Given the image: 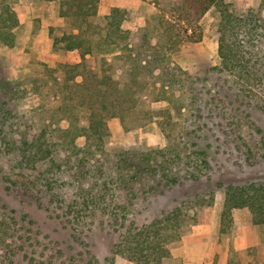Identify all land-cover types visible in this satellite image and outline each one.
Here are the masks:
<instances>
[{
	"label": "trees",
	"instance_id": "16d2710c",
	"mask_svg": "<svg viewBox=\"0 0 264 264\" xmlns=\"http://www.w3.org/2000/svg\"><path fill=\"white\" fill-rule=\"evenodd\" d=\"M50 1L58 2L59 15L67 22L54 47L77 50L81 59L54 66L37 62L35 91L48 124L25 126L17 136V108L2 112L0 175L8 189L19 186L32 197L40 184L47 206L74 229L77 244L87 243L85 233L93 226L117 233L111 254L92 264H113L118 255L137 264H162L172 254L171 244L203 221L214 202L216 188L193 191L192 184L216 177V187L226 196L221 237L231 235L227 226L233 208H244L253 224L264 226V180L232 181L221 176L226 163L220 164L224 158L234 167H264V122L252 117L254 108H264V3L243 11L227 0H156L162 7L147 13L144 26L126 29V8L100 15L99 0ZM2 2L0 44L14 47L20 20L13 4ZM213 6L221 62L191 73L172 56L185 39H202L199 22ZM91 55L101 57L100 71L88 64ZM212 72L223 83L204 97L198 82ZM158 102L163 105L155 107ZM110 117L119 118L127 130L160 119L168 145L143 151L149 165L135 171L129 150L118 153L111 170L93 168L90 159L100 160L111 136ZM63 120L69 121L67 128L59 125ZM80 136L87 138L86 148L77 147ZM65 167L74 170L68 184L59 176ZM21 177L27 180L18 181ZM140 185L142 191L137 190ZM178 188L182 196L171 208L151 221L136 218L139 197L144 202L140 211H148L152 195ZM23 237L0 251V264H76L71 257L62 259L61 247L52 250L44 244L39 252L31 249L38 244L30 236Z\"/></svg>",
	"mask_w": 264,
	"mask_h": 264
},
{
	"label": "rangeland",
	"instance_id": "374dc122",
	"mask_svg": "<svg viewBox=\"0 0 264 264\" xmlns=\"http://www.w3.org/2000/svg\"><path fill=\"white\" fill-rule=\"evenodd\" d=\"M7 1L13 4L20 25L15 29L16 43L14 47L0 44V116L4 110H11L10 108L15 105L18 136L20 130H23L25 126L28 128L30 125L42 127L49 123L47 112L43 110L40 97L35 91L34 76L36 70L39 69L37 62H46L52 66L61 62L76 63L80 61L81 55L77 50L67 51L62 47L55 48L53 45L55 38L61 37L67 30L66 19L59 15L57 1ZM155 1L99 0V13L100 15L108 14L114 7L126 8L129 13L124 27L135 29L146 24L147 13L159 11L162 7ZM227 1L236 2L243 11L257 9L264 3V0ZM2 3H0V11ZM216 17L217 8L213 6L199 22L202 39L193 41L195 37L193 40L182 41L172 56L175 64L191 73H198L220 64L219 39L215 32ZM186 22L185 20L178 21L183 26H186ZM180 26L178 25L177 28ZM87 59L88 64L94 70H101L102 59L100 56L91 55ZM206 77L203 76L198 82V88L202 90L204 97L209 95V90L214 91L219 84L223 83L221 75L217 72L207 74ZM77 80L81 81L82 76H78ZM153 105L159 107L163 104L158 102ZM230 108L232 109L233 106ZM173 111L176 113L175 108ZM252 117L260 123L264 122V108L261 112L254 108ZM68 122V120H63L59 125L67 128ZM57 125L54 124L52 127ZM108 125L111 136L105 143L104 151L98 156L100 160L90 159L93 168L96 164L105 170L107 168L111 170L115 165L118 153L129 150L132 155L130 162L135 171L139 166L149 165L143 159L141 154L143 151L165 148L169 142L165 132L161 129L160 119L157 118L143 127L130 130L125 129L117 117H110ZM76 145L78 148H86L87 138L85 136L78 137ZM42 163L45 166V163ZM223 163H226L221 171V176L224 178L235 182L253 178L259 181L264 180V167L262 166L234 167L224 158L220 160V164ZM73 174L74 170L65 167L59 174L60 181L66 184L72 182ZM21 178L18 181L27 180L24 177ZM216 179L217 177L211 182L203 181L192 184L191 190L193 191L200 190L202 192L210 189L215 191L216 188L214 202L206 210L203 221L194 225L191 231L171 244L172 254L164 258L162 264H172L169 261L171 259L174 260L173 264H264V226L253 224L244 208L232 209V222L227 226L231 235L221 237L226 196L224 189L216 187ZM3 181L4 178L0 175V251L8 248V244L16 243L20 240L19 237H23L25 233L24 239L30 236L32 242L38 244L31 249L36 248L41 252L44 244L50 246L52 250L53 247H61L64 253L62 259L69 260L71 257V263L87 264L91 261L92 264L95 258L104 260L111 254V249L119 237L117 233H110L99 226H93L91 231H87L88 235L85 233L87 243L85 245L77 244L73 237L74 229L67 225L65 219L59 217L47 206V199L42 197L43 191H40V184L35 188L36 195L31 197V195L27 196V193L23 192V188L19 186L9 190L7 183ZM137 190L142 191L143 186H137ZM181 192V188H178V190H171L163 196L152 195V204L148 211H140L144 202L143 198L139 197L135 204L136 218L139 221H151L163 210L171 208L175 204V200L182 196ZM15 221L18 223L16 224ZM50 249L48 253L43 251L42 255L49 254ZM113 264L137 263L118 255Z\"/></svg>",
	"mask_w": 264,
	"mask_h": 264
},
{
	"label": "crops",
	"instance_id": "0c3cea01",
	"mask_svg": "<svg viewBox=\"0 0 264 264\" xmlns=\"http://www.w3.org/2000/svg\"><path fill=\"white\" fill-rule=\"evenodd\" d=\"M169 261H170V263H172V264L174 263V260H172V259H171V260H169ZM168 263H169V262H168Z\"/></svg>",
	"mask_w": 264,
	"mask_h": 264
}]
</instances>
